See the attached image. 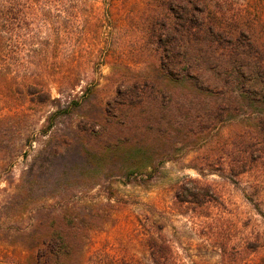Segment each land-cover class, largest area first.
Listing matches in <instances>:
<instances>
[{
	"label": "trees",
	"instance_id": "obj_1",
	"mask_svg": "<svg viewBox=\"0 0 264 264\" xmlns=\"http://www.w3.org/2000/svg\"><path fill=\"white\" fill-rule=\"evenodd\" d=\"M88 63L109 69L115 95L104 104H89L92 79L76 89ZM32 105L50 107L46 131L81 116L45 140L47 155L94 132L103 177L44 151L14 179L20 147H32ZM202 147L206 159L188 167L252 177L246 199L264 222V0H0V264H186L160 226L142 260L89 254L110 205L77 195L99 185L116 199L115 179L146 185L180 148ZM173 198L203 220L198 236L218 264H264L253 259L264 231L235 243L223 215L210 217L223 208L213 187L190 179Z\"/></svg>",
	"mask_w": 264,
	"mask_h": 264
},
{
	"label": "rangeland",
	"instance_id": "obj_2",
	"mask_svg": "<svg viewBox=\"0 0 264 264\" xmlns=\"http://www.w3.org/2000/svg\"><path fill=\"white\" fill-rule=\"evenodd\" d=\"M94 63H88L79 68L80 73L84 76H81L82 82L76 89L79 91L86 83L95 82L96 91L89 98V104H104L114 97L115 86L106 79L109 75L108 67H97L93 65ZM53 96L56 95L53 93ZM87 108L90 109L88 106ZM50 111V107L32 105V125L29 130H26L28 132L23 134L24 138L32 137V147H20L12 171L14 179H18L24 169L23 159H44L40 153L46 151L45 155L48 154L45 140L59 137L67 131L68 127L81 119L78 113L74 114L71 119H66L64 124L59 126L60 131L53 128L46 131L42 127V123ZM82 112L84 111L82 110ZM95 138L96 134L89 131V135L86 136V139L90 140L89 142H83L79 146L73 145L67 150L63 149L57 157L47 155L46 159H60V163L67 165L78 161L83 165L82 175L84 177L90 173L88 172L89 168L94 171L95 175L103 177L101 161L98 159L104 158L97 154L93 140ZM207 154L206 147L200 149L180 148L175 153L174 160L162 163L157 176L146 185L123 184L120 180L115 179L111 185L116 191L117 198L110 201L105 198L99 185L91 190L82 189L77 195L81 199L80 203L87 205L92 202L99 207L110 205L104 210L110 212V222L103 231L92 235L89 254L100 251L112 257L126 256L142 260L147 257L142 240L148 230L151 228L154 230L153 227L160 226L162 233L172 241L176 252L185 260L186 264H218V257L209 247V243H205L204 239L202 241L198 236L200 222L203 220H192L189 210L185 206L178 208L174 205L173 196L176 187L190 179L199 180L218 191L223 208L211 207L210 217L214 218L219 213L223 215L226 229L229 230L235 243L240 242L245 235L263 233L264 222L257 214L254 205L246 199V195L253 193V178L250 176L232 178L228 173L220 172L216 168L205 169V176L202 178L188 166L194 161L201 163L200 161L206 159ZM57 175L58 173H54V176ZM4 186L1 184L0 187ZM259 207L261 211H264V203ZM263 257L264 249L258 251L253 259L257 261Z\"/></svg>",
	"mask_w": 264,
	"mask_h": 264
}]
</instances>
